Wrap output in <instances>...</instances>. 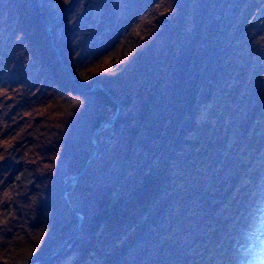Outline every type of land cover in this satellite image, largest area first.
Wrapping results in <instances>:
<instances>
[{
	"label": "trees",
	"instance_id": "obj_1",
	"mask_svg": "<svg viewBox=\"0 0 264 264\" xmlns=\"http://www.w3.org/2000/svg\"><path fill=\"white\" fill-rule=\"evenodd\" d=\"M71 1L0 0V205L15 191L0 222V264H32L76 228L64 182L94 152L99 123L116 113L100 86L90 89L98 82L122 110L101 128L100 154L68 187L82 230L45 264H198L195 251L209 244L208 234L225 233L227 242L233 229L243 230L233 219L247 214L242 196L230 191L241 192L263 158L255 133L263 127L261 101L232 127L241 101L237 63L248 50L241 30L256 0H236L233 21L216 17V0H185L172 33L154 27L147 36L135 27L156 0H76L51 29L61 60L47 26ZM237 135L258 139L241 145Z\"/></svg>",
	"mask_w": 264,
	"mask_h": 264
},
{
	"label": "rangeland",
	"instance_id": "obj_2",
	"mask_svg": "<svg viewBox=\"0 0 264 264\" xmlns=\"http://www.w3.org/2000/svg\"><path fill=\"white\" fill-rule=\"evenodd\" d=\"M185 3V0H156L155 5L147 11H144L141 20L136 23V33L147 36L149 31L154 27L165 28L166 31L172 33L175 26L174 24L179 20L177 19L178 13L181 12V8L184 7ZM242 5L243 4H241V6ZM246 9L252 10V12L249 14L241 30V37L247 44L248 50L247 56L245 54L246 57L241 56L239 58V62L237 63L238 67L236 68V71L242 74L240 80L241 101L238 106L234 108V116H236V118L232 125L233 128L241 127L240 123L243 121L245 122L251 111L255 110L252 104H256L259 101L257 99L264 98V88L261 87L262 81H258L259 76L264 75V0H256L253 9L251 6H247ZM212 11L216 13V17L218 18L227 14L231 21L235 20L236 16L240 13L238 12L240 11L239 4L236 0H216ZM155 30L156 29L153 31ZM179 40H181V38H179ZM13 43H15V40H13ZM15 57L17 63L20 62L18 54L15 55ZM17 63L13 66L15 71H17ZM9 68L12 69V67ZM27 80L28 82H33V78L29 74ZM226 81L223 72V75L220 76V86H225ZM223 93L224 92L220 94L217 92L216 98L218 100L225 99V94ZM223 103H225V100ZM222 107L225 106L223 105ZM2 108H6V106ZM226 115L229 117L230 114L226 113ZM261 117V120H263L264 113H262ZM248 123L249 121L246 124ZM261 124L263 125V123ZM216 135L220 136V133ZM257 139L256 137H251L243 141V135L241 137H239V135L236 136V142L242 143L241 145H245L249 140ZM232 140L233 135L232 132L229 131L226 133L225 146L223 147L224 159L227 157L225 151H227ZM259 141L262 145L261 150H264V137H261ZM236 142L233 148L236 147ZM216 146L220 148L219 144H216ZM248 153L250 157L257 159L256 150L249 151ZM209 170L210 169H206L205 171L207 172ZM256 170L257 173H253L250 183L248 185H245V183L243 187H240L241 192L237 190L236 185L233 190L230 191L231 195L242 196L240 204L241 207H243L242 210L247 214L245 216L242 214L234 216L233 219L241 220L239 228L244 227L243 230L239 234H234L233 232L236 231L233 229L232 234L227 238V242H225V233H217L215 235L208 234L209 244L206 245L205 242H202L196 248L195 254L200 257V262L198 264H264V158L256 163L255 171ZM31 178L29 174L25 177V180L30 182ZM203 179L201 175L197 178L195 191L201 185ZM204 190H207L208 193H212L213 191L209 183ZM13 191L14 189L7 190L8 193L2 199L4 203L2 201V205H0V222L3 216L9 211L7 199L10 196L9 194ZM198 201V199H194L193 203H197ZM219 211H221V208ZM247 217L249 219H247ZM231 219L226 221H231ZM233 224L234 223H232V225ZM225 225L227 224L224 223V226ZM138 259L142 260L143 258L139 257ZM136 262H138L137 259L135 260V263ZM19 263L21 262L19 261Z\"/></svg>",
	"mask_w": 264,
	"mask_h": 264
},
{
	"label": "water",
	"instance_id": "obj_3",
	"mask_svg": "<svg viewBox=\"0 0 264 264\" xmlns=\"http://www.w3.org/2000/svg\"><path fill=\"white\" fill-rule=\"evenodd\" d=\"M75 3H76V0H72L69 7L63 13H61L52 24H48V32L51 35L52 45H53L54 49L57 51L58 56L61 60H62L61 52H60L59 47H57L54 44V39H53V34L51 32V28L53 26H55L59 21H61L72 10V8L75 6ZM62 63L68 69L67 65L63 61H62ZM68 70L70 71L71 74H73V72L70 69H68ZM97 86H100L107 93V95L114 101V103L116 105V113L110 119L105 120V121H101L99 123V125L96 127L95 131L93 132V136H92V140H93L94 147H95L94 152L87 158L83 168L80 171H78L77 173L73 174L69 179L65 180V182H64L62 193H63V196L65 198V201H66L68 208L70 209L72 214L78 219L77 226L74 229V231L71 233V235L64 241V243L62 244V246L59 249H57L55 252L45 256L44 258L35 261L32 264H45L47 261H49V260L53 259L54 257H57L58 255L64 253L72 245L73 241L78 237V235L80 234V232L82 230L83 223H84V215H83V213L76 210L72 206V204L69 200V197H68V187H69V185H71L77 181V179L84 173V171L86 170L89 163L95 157H97L100 154L99 132H100L102 127H111L115 123L116 119L119 117L120 112L122 110L121 101L118 98H116L115 95L106 86H104V84L102 82L96 83L90 89L93 90Z\"/></svg>",
	"mask_w": 264,
	"mask_h": 264
}]
</instances>
